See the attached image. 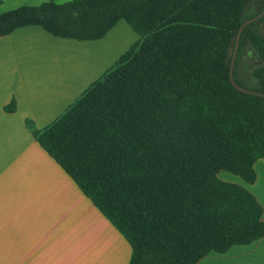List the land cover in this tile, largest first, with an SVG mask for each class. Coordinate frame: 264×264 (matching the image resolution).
<instances>
[{
  "label": "trees",
  "instance_id": "16d2710c",
  "mask_svg": "<svg viewBox=\"0 0 264 264\" xmlns=\"http://www.w3.org/2000/svg\"><path fill=\"white\" fill-rule=\"evenodd\" d=\"M254 0H53L0 15V37L39 26L54 37L103 39L126 21L139 40L35 137L125 237L130 264H198L264 237L249 184L264 159V98L239 92L230 66ZM1 4V0H0ZM264 17L243 32L235 80L264 93ZM257 87L238 76L248 49ZM12 108V107H11Z\"/></svg>",
  "mask_w": 264,
  "mask_h": 264
},
{
  "label": "crops",
  "instance_id": "0c3cea01",
  "mask_svg": "<svg viewBox=\"0 0 264 264\" xmlns=\"http://www.w3.org/2000/svg\"><path fill=\"white\" fill-rule=\"evenodd\" d=\"M48 2L1 0L0 15ZM139 38L124 20L96 41L54 37L39 26L0 37V264H130L131 245L35 135ZM254 168V184L226 171L219 178L248 190L264 210V159ZM198 264H264V237L211 251Z\"/></svg>",
  "mask_w": 264,
  "mask_h": 264
},
{
  "label": "rangeland",
  "instance_id": "374dc122",
  "mask_svg": "<svg viewBox=\"0 0 264 264\" xmlns=\"http://www.w3.org/2000/svg\"><path fill=\"white\" fill-rule=\"evenodd\" d=\"M55 3L64 4L71 0H53ZM264 0H254L248 7L246 16L251 17L257 14L262 6ZM257 29H260L262 33H264V24H258L256 26ZM261 64L260 59L255 50L252 48L248 49V51L243 56L241 63L238 69L239 78L250 87H257L258 82L254 77V70Z\"/></svg>",
  "mask_w": 264,
  "mask_h": 264
},
{
  "label": "water",
  "instance_id": "95a60500",
  "mask_svg": "<svg viewBox=\"0 0 264 264\" xmlns=\"http://www.w3.org/2000/svg\"><path fill=\"white\" fill-rule=\"evenodd\" d=\"M264 17V9L262 11L261 14H259L258 16H255L254 18H251L247 21H245L238 32L237 35V39H236V44H235V50H234V54H233V58H232V62H231V66H230V81L232 83V85L239 91L242 92L244 94H248V95H253V96H258V97H262L264 98V93L259 92V91H254L245 87L240 86L236 80H235V65H236V60H237V55H238V50H239V46H240V41L243 35L244 30L246 29V27L250 24H253L257 21H259L260 19H262Z\"/></svg>",
  "mask_w": 264,
  "mask_h": 264
}]
</instances>
